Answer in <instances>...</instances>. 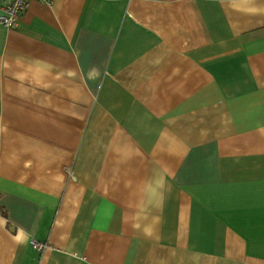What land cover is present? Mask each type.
Here are the masks:
<instances>
[{
    "label": "crops",
    "instance_id": "1",
    "mask_svg": "<svg viewBox=\"0 0 264 264\" xmlns=\"http://www.w3.org/2000/svg\"><path fill=\"white\" fill-rule=\"evenodd\" d=\"M0 264H264V0L0 24Z\"/></svg>",
    "mask_w": 264,
    "mask_h": 264
},
{
    "label": "built area",
    "instance_id": "2",
    "mask_svg": "<svg viewBox=\"0 0 264 264\" xmlns=\"http://www.w3.org/2000/svg\"><path fill=\"white\" fill-rule=\"evenodd\" d=\"M7 1L4 14L0 16V24L5 27H12L16 24V18L19 14L23 13L31 0H4ZM46 2L47 0H37ZM31 244L35 249L42 250L46 245L40 243L35 239L31 240Z\"/></svg>",
    "mask_w": 264,
    "mask_h": 264
},
{
    "label": "clouds",
    "instance_id": "3",
    "mask_svg": "<svg viewBox=\"0 0 264 264\" xmlns=\"http://www.w3.org/2000/svg\"><path fill=\"white\" fill-rule=\"evenodd\" d=\"M154 190H159L161 199H163L164 191L166 190V181L163 177H160L154 181ZM134 229H139L140 224H133ZM154 225H147L143 229V233L147 236H151L153 233Z\"/></svg>",
    "mask_w": 264,
    "mask_h": 264
}]
</instances>
